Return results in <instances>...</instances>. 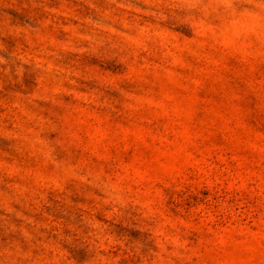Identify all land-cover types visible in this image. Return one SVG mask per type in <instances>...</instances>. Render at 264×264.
<instances>
[{"label": "rangeland", "instance_id": "obj_1", "mask_svg": "<svg viewBox=\"0 0 264 264\" xmlns=\"http://www.w3.org/2000/svg\"><path fill=\"white\" fill-rule=\"evenodd\" d=\"M0 264H264V0H0Z\"/></svg>", "mask_w": 264, "mask_h": 264}]
</instances>
